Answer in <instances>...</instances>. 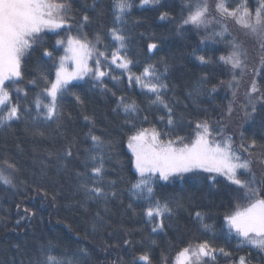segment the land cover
I'll return each instance as SVG.
<instances>
[{"label":"trees","instance_id":"1","mask_svg":"<svg viewBox=\"0 0 264 264\" xmlns=\"http://www.w3.org/2000/svg\"><path fill=\"white\" fill-rule=\"evenodd\" d=\"M208 1L209 18L215 21L206 28L183 25L193 0H161L157 5L143 6L141 0H129L131 10L118 24L114 19L115 0H68L75 18L69 21L72 31L62 28L41 34L43 44L53 51L58 63L63 48L56 45V40L77 35L79 29L93 43L99 35L96 47L100 51L107 48L110 54L119 47L110 29L122 28L127 38L121 52L132 60L129 68L133 78L151 64L167 84L161 94L172 109L173 126L167 125V109L152 103L154 94L140 89L134 80L130 82L129 72L109 61L102 62L108 73L103 88L94 86L98 82L88 77L68 85V94L60 100L63 115L58 124L44 120L42 115L37 118V111H45L35 108L37 96L45 103L49 101L42 92L44 81L40 76L45 74L54 81L55 67L52 60L43 57L41 46H34L22 58L23 79L10 89V94L22 110L30 111L25 120L12 121L11 128H0V170L11 180L9 185L0 182V264H34L45 252L75 264H146L139 260L144 254L149 256L150 264H174L183 248L204 242L217 252L215 260L206 257L202 264H238L240 257L246 264H264V252L229 230L226 217L248 202L236 198L235 186L225 177L217 175L216 186L212 187L205 177L216 174L200 173L194 178L195 174L189 173L183 180L175 177L168 182L157 175L152 181L154 196L173 208L171 215L163 217L164 229L157 232L152 226L160 218L150 220L145 214L154 202L137 198L131 191L140 177L127 140L139 129H155L163 140L179 135L190 143L199 131L197 123L206 122L213 133L210 139L222 142L231 137L233 147L245 157L247 154L239 149L242 136L247 142L255 139L258 144L264 143V100L259 99L264 93L262 41L246 35L245 28L238 26L233 17L216 9L221 2L229 9L247 7L254 19L262 0ZM162 12L168 13L164 20L160 19ZM84 14L90 22L80 29ZM233 42L247 54V68L235 87L234 69L220 60L232 52ZM150 43H156L157 49L149 51ZM199 56L210 63L202 64ZM253 82L260 92L252 94L256 97V112L247 117L246 111L251 110L247 95ZM16 86L23 91L17 93ZM77 95L83 103L76 101ZM120 97L126 102L135 101L138 111L125 113L117 107ZM90 135L102 138V151L93 147ZM69 145L73 157L65 160L63 152ZM89 152L105 157L106 180L116 181L113 190L118 199L107 203L87 200L80 188L87 177L77 172L87 171L84 164ZM253 159L252 171L257 179L264 178V165ZM5 160L15 168H8ZM178 199L181 207H175ZM196 212L202 213L207 229ZM220 248L230 255L221 254Z\"/></svg>","mask_w":264,"mask_h":264},{"label":"snow or ice","instance_id":"2","mask_svg":"<svg viewBox=\"0 0 264 264\" xmlns=\"http://www.w3.org/2000/svg\"><path fill=\"white\" fill-rule=\"evenodd\" d=\"M161 0H141V5H157ZM132 4L129 0H115L114 19L117 24L123 20L127 12L131 10ZM217 11L224 15L231 16L243 28L247 29L253 35L258 36L261 48L264 50V0L260 8L253 13L247 7H237L229 9L224 3L216 5ZM71 4L68 0H0V128H11L12 121L25 120L29 109H21L19 103L12 101L10 89L14 88L16 81L22 80L21 61L25 55L29 54L34 46L42 47L43 57L53 61L55 67V80L51 81L47 75L41 74L40 79L44 81L42 92L50 97L48 103H45L39 96L35 100L37 110L44 108V112L37 111V118L41 115L46 121L59 123L61 116L60 100L63 95L68 94V85L73 80H84L88 77L90 80L97 81L99 87H104L103 78L108 73L102 68L103 61L111 59L112 64L125 69L129 72V81L133 79L129 66L132 60L128 58L126 52L121 49L126 48V34L122 28L113 26L110 29L111 37L119 42L116 51L109 54L107 48L100 51L96 44L100 43V36L97 35L96 43L87 39V36L77 30V35H68L65 39L56 40V45L64 47L65 55L56 58L53 51H50L43 44L45 32L56 31L57 29H66L71 32L73 25L69 22L75 18L71 15ZM168 17L167 12H162L160 19ZM90 22V17L84 14L80 18V29ZM209 23V10L207 3L188 5V15L183 19V25H194L196 27L206 26ZM222 35V33H218ZM149 51L157 49L156 43L148 45ZM246 53L242 50L239 43H232V52L227 56H221L220 60L225 64L231 65L232 69L243 70L246 67ZM95 56L94 67H89L88 61ZM203 63H210L204 56L198 57ZM75 64V70L69 71L65 66L67 61ZM261 62L264 63V57ZM91 74V75H89ZM145 78V79H142ZM115 79L116 77H111ZM150 78V80L148 79ZM136 83L146 88L148 92L154 94L152 103L163 105L167 109V125L173 126L172 109L169 108L162 97V91L167 89V84L157 74L155 67L148 64L144 67L143 73L134 77ZM235 79V77H234ZM11 81V83H7ZM31 83L35 84L33 80ZM231 86V85H230ZM17 93L23 90L15 87ZM260 92L255 82H253L249 95L251 110L246 111V116L251 117L256 112L253 101L256 97L253 93ZM27 96V92L23 93ZM115 95V93H113ZM76 101L83 103L77 95ZM259 99L264 100V93H261ZM117 107H122L125 113H135L138 106L135 101L126 102L124 97H120ZM229 111L231 109L229 108ZM146 118V117H145ZM87 119V117H85ZM164 119V117H161ZM199 129L194 141L184 142V137L177 135L175 139H161V133L155 129H139L129 137L128 148L135 157V169L140 179L132 185L131 191L137 198L153 201L146 209V216L151 220L153 217H159V221L153 223L152 231H162L165 227L163 217L165 214L171 215L173 208L168 202L161 203L154 196L153 179L158 178L168 182L172 177L184 179L185 174L193 173L194 178L200 173L216 174L209 175L205 179L212 182V187L216 186L217 175L223 176L235 186L234 194L236 198L246 200L247 206L238 209L234 214L226 217L229 230L243 238L244 241L253 247L264 252V198H260L264 193V178L257 179L252 171V165L255 161L264 165V143L258 144L255 139L250 142H242L239 149L247 154V157L233 147L231 137L222 142H213L209 139L213 135L206 122L197 123ZM43 136V132H39ZM167 135V133H165ZM93 147L103 150L104 141L97 135H90ZM63 156L65 160L73 157L71 146H66ZM3 163L10 169L15 165L7 160ZM84 167L86 172H77L78 176L87 177L81 181L80 188L83 190L87 200L107 203L110 199H118L117 192L113 190L115 180H106L105 176V157L101 154L89 152L88 161ZM247 175L248 179L242 178ZM0 182L6 185L11 184V180L0 170ZM14 186V185H13ZM45 195H47L45 193ZM175 207H181L182 201L176 200ZM131 208V205H128ZM27 211V210H26ZM99 215V213H97ZM196 217L203 224V215L196 212ZM207 229L209 226L203 224ZM126 243H129L126 241ZM224 256L230 253L224 248L218 250ZM216 248L210 247L207 242L197 245L195 248L185 247L177 256V264H198L203 257L216 259ZM140 261L150 264V258L147 254L139 257ZM34 264H75L73 261H65L63 258L53 256L47 252L43 257H37ZM239 264H246L244 257H240Z\"/></svg>","mask_w":264,"mask_h":264},{"label":"rangeland","instance_id":"3","mask_svg":"<svg viewBox=\"0 0 264 264\" xmlns=\"http://www.w3.org/2000/svg\"><path fill=\"white\" fill-rule=\"evenodd\" d=\"M194 2H192L194 5L195 4H199V3H207V5H208V7L210 6V1H208V0H201V1H199V0H193ZM235 20V19H234ZM213 21H215L214 19H212V18H209V23L206 25V26H203V27H208V26H210L211 24H212V22ZM235 23L236 24H238L236 21H235ZM240 24H238V26H239ZM224 26V29H225V25H223ZM241 26V25H240ZM244 29V28H243ZM58 30V29H57ZM245 32H246V35H249V36H255V35H253L251 32H249L247 29H245L244 30ZM256 37H258V36H256ZM62 48H63V54H62V56H64L65 55V50H64V47L62 46ZM249 50V49H248ZM244 51V50H243ZM59 62V61H58ZM102 62H103V59H102ZM109 62L111 63V59H109ZM88 64H89V67H94V64H95V56H93V58L92 59H90L89 61H88ZM112 64V63H111ZM113 65H115L116 66V64H113ZM65 66L67 67V69L69 70V71H74L75 70V64H74V62H72V61H67L66 63H65ZM117 67V66H116ZM103 68V67H102ZM119 68V67H118ZM247 67H245L243 70H241V69H234V72L236 73V80H234L233 81V83H232V86L233 87H235V85H238V82H240V80L242 79V77H243V75H244V73H245V69H246ZM120 69H122V68H120ZM104 70V69H103ZM122 70H125V69H122ZM243 71V72H242ZM89 75H91V74H89ZM86 78V77H85ZM142 79H145V78H143L142 77ZM133 80L135 81V79L133 78L132 79V81L131 82H133ZM19 81V80H18ZM18 81H16V83L18 82ZM81 81H83V80H73L70 84H72V83H78V82H81ZM9 82H11V81H9ZM9 82H7V83H9ZM15 83V84H16ZM237 83V84H236ZM69 84V85H70ZM135 84L140 88V89H144V90H147L146 88H143L140 84H138V83H136V81H135ZM16 87H18V88H20L19 86H16ZM21 89V88H20ZM233 90H234V88H233ZM235 92V91H234ZM250 93V92H249ZM248 93V94H249ZM49 98V100H50V97H48ZM247 98L249 99V95H247ZM249 101V100H248ZM248 103H250V102H248ZM149 131H151V129H148ZM210 139V138H209ZM211 141H213L212 139H210ZM128 141H129V139L127 140V147H128ZM213 142H219V141H213ZM128 150L130 151V153L132 154V156H133V160H134V169H135V157H134V155H133V153H132V151L128 148ZM135 171H136V169H135ZM137 172V171H136ZM138 173V172H137ZM158 175V174H157ZM172 178H175V177H172ZM171 178V179H172ZM242 178H244V179H248V178H245V177H242ZM163 181V180H162ZM247 244H249V243H247ZM249 245H251V244H249ZM190 248H195V247H190ZM178 256V255H177ZM205 258L206 257H203L199 262H198V264H202L203 262V260H205ZM174 264H177V257H176V259H175V263ZM239 264V263H238Z\"/></svg>","mask_w":264,"mask_h":264}]
</instances>
